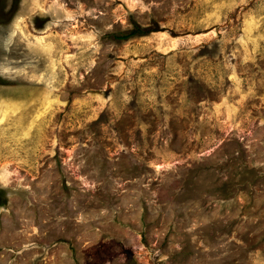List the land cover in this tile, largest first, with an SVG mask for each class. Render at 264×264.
Segmentation results:
<instances>
[{
    "label": "rangeland",
    "instance_id": "rangeland-1",
    "mask_svg": "<svg viewBox=\"0 0 264 264\" xmlns=\"http://www.w3.org/2000/svg\"><path fill=\"white\" fill-rule=\"evenodd\" d=\"M0 264H264V0H0Z\"/></svg>",
    "mask_w": 264,
    "mask_h": 264
},
{
    "label": "trees",
    "instance_id": "trees-1",
    "mask_svg": "<svg viewBox=\"0 0 264 264\" xmlns=\"http://www.w3.org/2000/svg\"><path fill=\"white\" fill-rule=\"evenodd\" d=\"M142 32L143 31L135 29V30L131 31L130 33H128L127 35H122V36L118 37V39L125 40V39L129 38L130 36H133V35H136V34H139V33H142Z\"/></svg>",
    "mask_w": 264,
    "mask_h": 264
}]
</instances>
